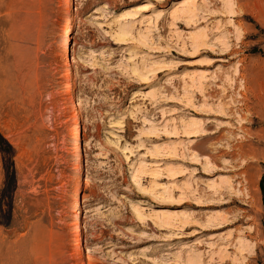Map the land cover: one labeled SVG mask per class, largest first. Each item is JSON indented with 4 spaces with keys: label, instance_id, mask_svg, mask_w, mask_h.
<instances>
[{
    "label": "rangeland",
    "instance_id": "374dc122",
    "mask_svg": "<svg viewBox=\"0 0 264 264\" xmlns=\"http://www.w3.org/2000/svg\"><path fill=\"white\" fill-rule=\"evenodd\" d=\"M182 1L0 0V264H264V0Z\"/></svg>",
    "mask_w": 264,
    "mask_h": 264
},
{
    "label": "bare ground",
    "instance_id": "6f19581e",
    "mask_svg": "<svg viewBox=\"0 0 264 264\" xmlns=\"http://www.w3.org/2000/svg\"><path fill=\"white\" fill-rule=\"evenodd\" d=\"M66 4H68L69 5V3L71 2V0H63ZM186 2V3H185ZM182 3H184V4H187V0H185V1H182ZM138 6H140V7H136V9H140V8H143V7H145V5H138ZM184 12V11H183ZM186 12V11H185ZM187 13H189V14H193V9H189V10H187ZM185 14V13H184ZM72 20H73V17H71L70 18V20H69V22H68V24H67V26L65 27V29H64V36H63V38H62V41H61V47L63 48V55H68V53H69V33H68V28H69V26H70V24H71V22H72ZM73 79H74V77H73V75L71 74V76L69 77V80H68V90L71 88V86H72V82H73ZM74 128L72 129V137H73V139L75 140V145H74V151L75 152H77V150L79 149V144H78V142H77V140H78V138H79V129H78V125H79V120L78 119H75V121H74ZM187 131H185L184 133H186ZM197 132H199V131H197ZM187 134H189L188 135V137H194V136H198V134H196L195 133V131H192V132H187ZM204 133L203 132H201L200 133V135H203ZM80 174V169H79V172H78V175ZM78 188H79V185H77V187H76V190H75V193H74V198H73V208L74 209H76L77 208V206H78ZM77 216H79L78 214H77ZM75 230H76V232H77V235H76V241L77 242H79L80 241V234H79V222H78V220L76 221V223H75ZM187 260V259H186ZM190 261V260H189ZM188 262V261H187ZM191 262V261H190ZM189 263V262H188ZM184 264V263H183Z\"/></svg>",
    "mask_w": 264,
    "mask_h": 264
},
{
    "label": "trees",
    "instance_id": "16d2710c",
    "mask_svg": "<svg viewBox=\"0 0 264 264\" xmlns=\"http://www.w3.org/2000/svg\"><path fill=\"white\" fill-rule=\"evenodd\" d=\"M6 149H1V151L6 154L7 156V165L4 167L6 180H9L10 182L13 181L12 179H15V169L12 162V157L14 155L12 148L7 145ZM10 160V161H9Z\"/></svg>",
    "mask_w": 264,
    "mask_h": 264
}]
</instances>
